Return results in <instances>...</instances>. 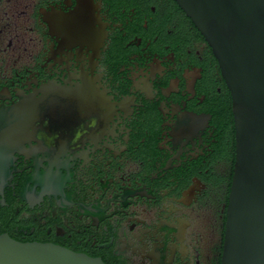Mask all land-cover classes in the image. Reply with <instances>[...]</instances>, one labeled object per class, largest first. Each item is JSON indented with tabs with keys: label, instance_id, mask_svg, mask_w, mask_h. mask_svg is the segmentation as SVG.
<instances>
[{
	"label": "flooded vegetation",
	"instance_id": "flooded-vegetation-1",
	"mask_svg": "<svg viewBox=\"0 0 264 264\" xmlns=\"http://www.w3.org/2000/svg\"><path fill=\"white\" fill-rule=\"evenodd\" d=\"M235 161L231 91L175 0H0V235L221 264Z\"/></svg>",
	"mask_w": 264,
	"mask_h": 264
},
{
	"label": "water",
	"instance_id": "water-1",
	"mask_svg": "<svg viewBox=\"0 0 264 264\" xmlns=\"http://www.w3.org/2000/svg\"><path fill=\"white\" fill-rule=\"evenodd\" d=\"M175 1L212 48L232 95L236 161L221 264H264V0ZM0 264L106 263L0 235Z\"/></svg>",
	"mask_w": 264,
	"mask_h": 264
}]
</instances>
